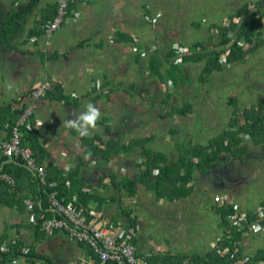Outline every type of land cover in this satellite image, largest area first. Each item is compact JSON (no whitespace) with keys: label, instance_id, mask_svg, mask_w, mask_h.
Returning a JSON list of instances; mask_svg holds the SVG:
<instances>
[{"label":"crops","instance_id":"crops-1","mask_svg":"<svg viewBox=\"0 0 264 264\" xmlns=\"http://www.w3.org/2000/svg\"><path fill=\"white\" fill-rule=\"evenodd\" d=\"M55 7L56 0L35 4L0 0V142L8 137L18 112L33 104L38 135L28 144L45 169L73 175L66 183L73 190L68 200L75 196L87 210L98 213L115 235H131L133 240L128 241L141 264L173 251L178 242L184 246L181 254L207 257L225 232L215 207L229 204L248 216L264 203L263 0H73L47 46L44 35H37V26L52 20ZM246 24L252 28L250 40L240 36ZM238 39L243 58L227 63ZM190 50L220 53L207 82L202 81V71L208 56L183 62ZM153 56L166 66H180L181 75L179 70L173 72L176 83L165 75V65L159 75L151 71ZM44 82L51 89L40 99H31L28 94ZM213 82L214 97L209 90ZM89 102L100 109L102 118L88 138H98V145L117 137L129 141L153 136L147 145L153 150L158 145L155 140L161 139L160 151L168 156L170 173L174 168L184 173L177 161L180 144L189 145L195 138L197 145L206 146L225 133L237 135L226 138L228 150L221 152L220 163L193 173L187 185L193 188L191 194L172 200L157 195L154 179L147 184L140 180L141 150L109 161L85 152L82 138L63 122L74 119ZM186 105L191 110L182 114ZM255 123L257 129L251 134ZM132 154L137 157H129ZM131 180L135 185L130 188L125 182ZM221 194L227 199L222 200ZM37 199L28 180L16 198L0 196V247L10 249L19 242L30 253L1 264H98L85 243L62 231L47 233L35 224V212L25 202ZM211 208L214 216H203V209L211 212ZM208 234L212 237L206 249L195 246L186 251ZM239 246L248 264H264V221L259 230L245 231Z\"/></svg>","mask_w":264,"mask_h":264},{"label":"trees","instance_id":"trees-1","mask_svg":"<svg viewBox=\"0 0 264 264\" xmlns=\"http://www.w3.org/2000/svg\"><path fill=\"white\" fill-rule=\"evenodd\" d=\"M38 0H32V4H35ZM70 1V8L73 3V0ZM264 2V1H263ZM57 4L55 7V10L53 12V17L56 13ZM242 12V10L240 11ZM53 17L51 19H53ZM47 23L42 22L39 23L37 28L40 29V31L37 33V35L44 34L45 28ZM42 25V26H41ZM229 30V29H228ZM227 29L225 31H228ZM252 33V28L245 25V27H242L240 30V36H244L246 40H250V35ZM223 39L225 42L228 41L226 38V34L223 33ZM239 36V37H240ZM240 39L235 41L233 46L230 49L229 54L226 56V62H236L238 60H241L243 58V50L239 45ZM192 54L184 55L181 59L183 62L189 61V60H195L200 61L203 57L208 56L207 63L205 64L203 71H202V81L205 82V80H208V77L211 75V73L214 71V67L218 66V62L220 60V53H216L214 56V51L210 55H203L200 52L193 53L192 50H190ZM163 60H157L155 56H153L150 59L151 64V71L155 72L156 74H161V68L164 65ZM174 71H180V66L175 65ZM178 71V72H179ZM175 73V72H174ZM172 77L173 81H175V76L173 75V72L169 73ZM206 80V82H207ZM20 110L17 114L18 115L23 111ZM191 110V107L186 105V107H183V110L181 111L182 114L187 113ZM34 115H32L31 119L28 121V123L32 126V129L28 130L27 128H23V139L26 144L30 141L33 143V141L36 140V137L38 135V132L34 130V124H33V118ZM16 117V119H17ZM15 119V121H16ZM15 121L11 122L9 127V134L11 131V128L14 126ZM244 128V127H243ZM243 128L240 129L238 132L243 131ZM257 129L256 123L252 124L249 129V133L253 134V132ZM8 134V136H9ZM173 134H176L175 131H173ZM225 133L221 137H218L216 139H213L208 145L206 146H189L187 144H180L179 151H178V164L182 165V169L184 173H180L179 169L175 170L174 172L168 171L170 168V162L166 161L168 157L166 154H164L161 151L153 150L149 147H147L148 143L152 140H154L153 136H144L133 140H125L122 137H117L116 139H112L111 141L104 143L100 140L101 144L96 145L95 141L98 140V138H82V144L85 146V152L88 154H92L94 156H103L105 160L109 161L113 158L124 155L126 153L131 152L132 150L139 149L141 150L142 154V161L140 164V167L142 168V175H141V181L144 184H147V181L154 179L153 186L155 188L156 193L161 197V194L158 192L159 187L163 186V183H168L166 187L170 189V196L169 199L175 200L184 198L186 196H189L191 192L193 191V188L190 186L188 187V183L193 179V173L199 169V168H205L204 170H207L209 166L213 163H220L222 160V157H220L221 152L227 151L228 147H226V138L229 136H236L237 133ZM33 146V145H32ZM34 156L36 159L37 153L34 150ZM107 156V157H106ZM7 158L4 156L0 158V167L2 171H5L12 175L16 179V185L15 187H10L7 183H0V196L4 197H17L18 193L21 191L22 186L24 185V182L28 180V185L32 186L35 193L37 194L38 199L34 201L35 204V215L37 218V226H40L42 218L45 217H51L54 215V212H49L48 204H46L48 194L53 191L51 187H49V184L51 182H57V190L61 196H64L65 198H68L70 194H72V185H70V188L67 187V181H71L73 178V175L70 173L69 175H64V173L56 168L53 167H47L46 171L48 174L47 178V184L44 186L40 183V181L32 174L31 171H29L20 160L12 159L10 162L4 163ZM166 166V167H165ZM206 166V167H205ZM178 166H176L177 168ZM126 181V179L124 180ZM152 183V182H151ZM161 183V184H160ZM126 185H128L130 188L135 185L134 181H127L125 182ZM125 185V186H126ZM158 191V192H157ZM163 191H165L163 189ZM81 194V193H80ZM84 195V194H83ZM164 196V194H162ZM2 200V199H1ZM39 200H41V204H39ZM68 200V199H67ZM3 204H7V199L1 201ZM9 204V202H8ZM264 207V203L262 205ZM216 212L220 213V218L222 219V222L225 226V232L222 236V240H220V245L218 248L213 251L211 254H209L207 257H199V256H193V255H175V256H168L167 254L158 253L150 258L146 259V264H248L249 259L246 257H243V255L240 254V246H239V240L242 236V234L245 232L243 229H241L238 225L230 222L229 217L232 215H239L238 210L234 209L233 206L229 204L225 205H219L215 207ZM249 222H256L258 220V217L256 214H248ZM264 221V218L260 221V224H262ZM133 240V238H132ZM133 243V241H131ZM225 247L229 248V253L224 254L223 250ZM237 250V253H234V251ZM90 253L92 255V251L90 250ZM20 254H23V248L19 244V242H15L13 245L10 246L9 252H1L0 253V264L3 262H6L7 260H10L12 258H16ZM30 253H27V256H29ZM93 256V255H92ZM94 257V256H93ZM188 262V263H187Z\"/></svg>","mask_w":264,"mask_h":264},{"label":"built area","instance_id":"built-area-1","mask_svg":"<svg viewBox=\"0 0 264 264\" xmlns=\"http://www.w3.org/2000/svg\"><path fill=\"white\" fill-rule=\"evenodd\" d=\"M56 4L55 16L48 22L43 34L47 46L51 44L56 31L60 29L65 21L69 0H56ZM50 89L51 85L44 82L37 85L28 95L31 99L38 100ZM34 109L33 104L24 107L23 111L18 115L14 126L11 128L9 136L0 142V151H2L3 156L7 159L22 161L23 165L45 186L48 178L47 171L37 161L32 148L23 139L22 129H32L28 121L34 115ZM3 182L7 183L10 187H15L16 185V179L9 173L2 171L0 167V183ZM49 187L53 191L48 194L47 202L49 209L54 212V215L42 218L39 226L41 230L47 233L62 231L71 240L85 243L92 251V255L98 261V264H141L137 258L136 248L128 241L130 237L132 238L131 235L129 237V234H124L126 236L123 237V235L117 236L112 233L109 229V224L101 219L98 213L87 210V208L82 206L75 196L71 200H67V198L61 196L56 189L57 182H51ZM25 204L27 209L34 213V202L28 200ZM256 215L258 220L251 223L246 214L232 215L229 217V220L244 231H247L251 227L259 230L261 228L260 219L264 217V207H259ZM34 221L37 225L36 216ZM8 250V248L0 247V253ZM229 251V248L225 247L223 253L228 254ZM28 252V249H23L24 254ZM234 253H237V250Z\"/></svg>","mask_w":264,"mask_h":264},{"label":"rangeland","instance_id":"rangeland-1","mask_svg":"<svg viewBox=\"0 0 264 264\" xmlns=\"http://www.w3.org/2000/svg\"><path fill=\"white\" fill-rule=\"evenodd\" d=\"M155 49H153V51H154ZM165 66H166V64H164ZM163 65V66H164ZM166 68H167V72H166V74L165 75H169V73H171V72H174V68H172V67H170L169 65L168 66H166ZM177 75H181V72L179 71L178 72V74ZM178 81H180V79H179V77H178ZM209 87H210V92H211V95L214 97V82H213V84H211V85H209ZM256 126H257V123H256ZM186 132H190V129L189 128H187V130H185ZM191 132L193 133V132H195V131H193V130H191ZM191 133V134H192ZM195 139V138H194ZM193 139V141L190 143V144H192V145H190L189 144V142H185V143H188L189 144V146H197V144H199V143H197V140H194ZM155 142L156 143H158V145H155L153 148L157 151V150H159L160 151V149H164V147L161 145V143H162V140L161 139H156L155 140ZM160 143V144H159ZM173 152H175L174 150H173ZM107 157V156H106ZM126 157V156H125ZM129 157H137L136 155H134V154H132L131 156H129ZM211 180V179H210ZM151 183V181L150 182H148V184H150ZM161 184V183H160ZM142 187H146L147 188V186L146 185H141ZM211 187L212 186H210V187H208V190H210L211 189ZM214 188V187H213ZM139 189H140V187H139ZM141 189H143V188H141ZM163 189L165 190V191H163ZM159 194H161V196H162V194H164V197L165 198H168L170 195V189H168L165 185H163L162 187H159ZM210 196H212V195H214V193L213 192H211V191H208L207 192ZM158 195V194H157ZM221 196H223L222 194H221ZM223 199L222 200H226L227 199V197L226 196H223L222 197ZM200 207H202V208H206V209H208V207L206 206H203V205H200ZM204 210L203 209V212H202V214H203V216H205L206 214H209V213H212V216H214V210H213V208H211V210L213 211H207V210ZM207 218V217H206ZM206 228H207V230H208V223H207V226H206ZM193 235H194V233L192 234V236L191 237H188V239H187V245H189V244H191V240H192V237H193ZM211 237H212V235L211 234H208L207 236H206V239H205V241L202 239V241H196V242H193L192 243V245L190 246V247H187V249H186V251L187 252H189L190 251V249H192V247H195V246H197L198 248L197 249H199V247H202L203 246V248H205L206 249V247H207V242L211 239ZM172 245V244H171ZM196 250V249H195ZM202 250V249H201ZM171 252H174V255H181V253H183L184 252V246H183V244L181 245V242H178L177 243V245H173V251H167L166 252V254L168 255V256H170V254H171ZM225 254V253H224Z\"/></svg>","mask_w":264,"mask_h":264},{"label":"clouds","instance_id":"clouds-1","mask_svg":"<svg viewBox=\"0 0 264 264\" xmlns=\"http://www.w3.org/2000/svg\"><path fill=\"white\" fill-rule=\"evenodd\" d=\"M11 85H9V90ZM102 118L100 109L93 103L89 102L85 105L84 111L63 122V126L74 130L79 137L85 138L90 136L96 129L97 123ZM90 155V154H89Z\"/></svg>","mask_w":264,"mask_h":264},{"label":"bare ground","instance_id":"bare-ground-1","mask_svg":"<svg viewBox=\"0 0 264 264\" xmlns=\"http://www.w3.org/2000/svg\"><path fill=\"white\" fill-rule=\"evenodd\" d=\"M69 10H70V1H69V7H68V12H67L66 18H67L68 14H69Z\"/></svg>","mask_w":264,"mask_h":264}]
</instances>
